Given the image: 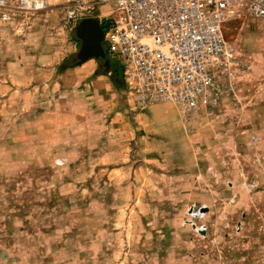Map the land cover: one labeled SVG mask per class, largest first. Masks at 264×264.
Listing matches in <instances>:
<instances>
[{"label": "rangeland", "instance_id": "obj_1", "mask_svg": "<svg viewBox=\"0 0 264 264\" xmlns=\"http://www.w3.org/2000/svg\"><path fill=\"white\" fill-rule=\"evenodd\" d=\"M63 2L0 24V264H264V18L228 24L230 90L185 118L74 64Z\"/></svg>", "mask_w": 264, "mask_h": 264}, {"label": "built area", "instance_id": "obj_2", "mask_svg": "<svg viewBox=\"0 0 264 264\" xmlns=\"http://www.w3.org/2000/svg\"><path fill=\"white\" fill-rule=\"evenodd\" d=\"M91 1L64 0L65 25L76 27ZM114 2V15L105 17L107 53L122 66L140 104L170 101L185 118L215 106L230 90L226 78L239 60L226 38L228 24L264 18V0ZM50 5L49 0H0V24L17 12H36ZM208 212L207 204H190L184 224L196 234H205Z\"/></svg>", "mask_w": 264, "mask_h": 264}, {"label": "water", "instance_id": "obj_3", "mask_svg": "<svg viewBox=\"0 0 264 264\" xmlns=\"http://www.w3.org/2000/svg\"><path fill=\"white\" fill-rule=\"evenodd\" d=\"M76 37L81 41L80 50L75 57L74 64L81 63L91 58L97 59L101 66L110 70L122 72L121 65L109 57L104 44V29L100 20L95 17H87L79 20L75 29ZM122 74V73H121Z\"/></svg>", "mask_w": 264, "mask_h": 264}, {"label": "crops", "instance_id": "obj_4", "mask_svg": "<svg viewBox=\"0 0 264 264\" xmlns=\"http://www.w3.org/2000/svg\"><path fill=\"white\" fill-rule=\"evenodd\" d=\"M86 17H95V18H98V19L100 20L101 25H102L103 22H106V21H105V20H106L105 17H102V16H100V15L91 14V15H88V16H86Z\"/></svg>", "mask_w": 264, "mask_h": 264}, {"label": "trees", "instance_id": "obj_5", "mask_svg": "<svg viewBox=\"0 0 264 264\" xmlns=\"http://www.w3.org/2000/svg\"><path fill=\"white\" fill-rule=\"evenodd\" d=\"M103 28H104V29L106 28V25H105V24H103Z\"/></svg>", "mask_w": 264, "mask_h": 264}, {"label": "bare ground", "instance_id": "obj_6", "mask_svg": "<svg viewBox=\"0 0 264 264\" xmlns=\"http://www.w3.org/2000/svg\"><path fill=\"white\" fill-rule=\"evenodd\" d=\"M120 67H122V66H120ZM122 71H123V68H122Z\"/></svg>", "mask_w": 264, "mask_h": 264}]
</instances>
